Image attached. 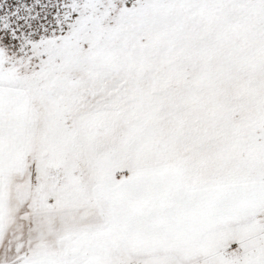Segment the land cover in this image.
Instances as JSON below:
<instances>
[{
  "label": "snow or ice",
  "instance_id": "1",
  "mask_svg": "<svg viewBox=\"0 0 264 264\" xmlns=\"http://www.w3.org/2000/svg\"><path fill=\"white\" fill-rule=\"evenodd\" d=\"M0 264H264V0H0Z\"/></svg>",
  "mask_w": 264,
  "mask_h": 264
}]
</instances>
